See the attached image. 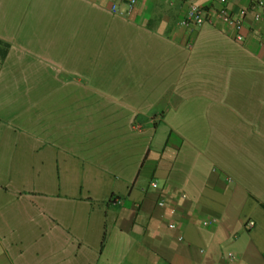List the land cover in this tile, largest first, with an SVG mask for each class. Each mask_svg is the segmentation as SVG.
<instances>
[{
  "label": "crops",
  "instance_id": "1",
  "mask_svg": "<svg viewBox=\"0 0 264 264\" xmlns=\"http://www.w3.org/2000/svg\"><path fill=\"white\" fill-rule=\"evenodd\" d=\"M252 3L0 0V264H264Z\"/></svg>",
  "mask_w": 264,
  "mask_h": 264
},
{
  "label": "built area",
  "instance_id": "2",
  "mask_svg": "<svg viewBox=\"0 0 264 264\" xmlns=\"http://www.w3.org/2000/svg\"><path fill=\"white\" fill-rule=\"evenodd\" d=\"M126 1H127V8H128L127 13H130L134 8L136 0H126ZM218 1L223 5L226 3V0H218ZM252 9L255 11V19L260 20L261 18L260 9H264V0H253ZM245 13L246 11H242L241 16H243ZM216 17L219 20L223 21L228 27L232 28L236 32V40L238 41L243 40V36L241 35V30L243 28L242 17H238V18L232 17L228 13L226 8L224 7L220 8L217 11ZM208 21H209L208 16L204 8L201 7L200 5L192 4L189 7L186 17L182 21V24L185 26L201 27ZM152 186L153 188H156L158 186L157 182H153ZM158 205L160 207H164L165 201L164 200L160 201ZM214 223H215V219L208 221L209 225H213ZM247 225H248V228H252L253 226L252 223H248ZM172 227L176 228V225L173 224ZM182 239H183L182 236H180L179 240H182ZM235 258H236V255L232 252H229L225 258L228 263H225V264H229V262L235 260Z\"/></svg>",
  "mask_w": 264,
  "mask_h": 264
}]
</instances>
